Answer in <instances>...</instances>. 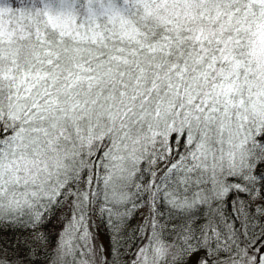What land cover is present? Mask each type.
<instances>
[{
    "label": "snow or ice",
    "instance_id": "6c2138e0",
    "mask_svg": "<svg viewBox=\"0 0 264 264\" xmlns=\"http://www.w3.org/2000/svg\"><path fill=\"white\" fill-rule=\"evenodd\" d=\"M25 261L264 264V0H0V264Z\"/></svg>",
    "mask_w": 264,
    "mask_h": 264
},
{
    "label": "trees",
    "instance_id": "16d2710c",
    "mask_svg": "<svg viewBox=\"0 0 264 264\" xmlns=\"http://www.w3.org/2000/svg\"><path fill=\"white\" fill-rule=\"evenodd\" d=\"M257 202H259V201H257ZM229 211H231V209H229ZM39 231H41V232H49L50 231L53 235H55V233L59 231V225L53 219L45 227L39 229ZM99 232H100V235H99L100 242L102 244H104L105 246H107L108 240H107V236L104 234L103 227H101L99 229ZM8 235H9L8 233H4L5 237H7ZM18 236L20 238H22V239H26L27 242L32 243V241H31V233L30 232H21V233H18ZM32 247H38V245L35 244V243H32ZM54 247H55L54 244H50V245H48V250L51 251V249L54 248ZM25 264H27V261H25Z\"/></svg>",
    "mask_w": 264,
    "mask_h": 264
},
{
    "label": "rangeland",
    "instance_id": "374dc122",
    "mask_svg": "<svg viewBox=\"0 0 264 264\" xmlns=\"http://www.w3.org/2000/svg\"><path fill=\"white\" fill-rule=\"evenodd\" d=\"M145 211V210H142ZM142 217H137V219L135 221H133V224H135L136 222H138ZM97 224H99V219L97 218Z\"/></svg>",
    "mask_w": 264,
    "mask_h": 264
}]
</instances>
